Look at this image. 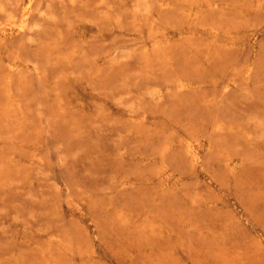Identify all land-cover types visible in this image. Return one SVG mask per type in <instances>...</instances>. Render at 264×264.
<instances>
[{
	"label": "rangeland",
	"instance_id": "obj_1",
	"mask_svg": "<svg viewBox=\"0 0 264 264\" xmlns=\"http://www.w3.org/2000/svg\"><path fill=\"white\" fill-rule=\"evenodd\" d=\"M0 264H264V0H0Z\"/></svg>",
	"mask_w": 264,
	"mask_h": 264
}]
</instances>
